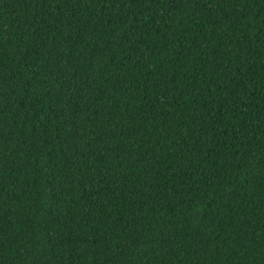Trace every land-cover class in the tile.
I'll list each match as a JSON object with an SVG mask.
<instances>
[{"label": "trees", "instance_id": "trees-1", "mask_svg": "<svg viewBox=\"0 0 264 264\" xmlns=\"http://www.w3.org/2000/svg\"><path fill=\"white\" fill-rule=\"evenodd\" d=\"M0 264H264V0H0Z\"/></svg>", "mask_w": 264, "mask_h": 264}]
</instances>
